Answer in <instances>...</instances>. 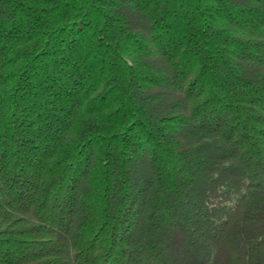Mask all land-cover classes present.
<instances>
[{
    "label": "trees",
    "instance_id": "obj_1",
    "mask_svg": "<svg viewBox=\"0 0 264 264\" xmlns=\"http://www.w3.org/2000/svg\"><path fill=\"white\" fill-rule=\"evenodd\" d=\"M0 264H264V0H0Z\"/></svg>",
    "mask_w": 264,
    "mask_h": 264
},
{
    "label": "rangeland",
    "instance_id": "obj_2",
    "mask_svg": "<svg viewBox=\"0 0 264 264\" xmlns=\"http://www.w3.org/2000/svg\"><path fill=\"white\" fill-rule=\"evenodd\" d=\"M206 138H209V137H206Z\"/></svg>",
    "mask_w": 264,
    "mask_h": 264
}]
</instances>
